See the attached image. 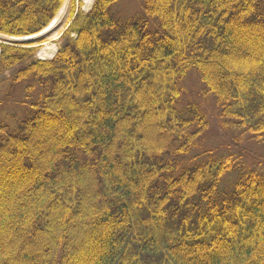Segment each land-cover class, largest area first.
Segmentation results:
<instances>
[{
    "label": "trees",
    "instance_id": "trees-1",
    "mask_svg": "<svg viewBox=\"0 0 264 264\" xmlns=\"http://www.w3.org/2000/svg\"><path fill=\"white\" fill-rule=\"evenodd\" d=\"M121 1L71 0L51 59L0 44V105L22 96L0 120V264H264V154L241 147L264 148V0ZM62 3L0 0V34ZM189 72L233 150L196 151Z\"/></svg>",
    "mask_w": 264,
    "mask_h": 264
},
{
    "label": "rangeland",
    "instance_id": "rangeland-1",
    "mask_svg": "<svg viewBox=\"0 0 264 264\" xmlns=\"http://www.w3.org/2000/svg\"><path fill=\"white\" fill-rule=\"evenodd\" d=\"M79 2L81 3L79 5ZM93 0L91 2V4L89 6L86 5V3L84 2V0H75V5L77 7L80 6L81 10L86 12L88 11L91 6H92ZM139 5H140V0H122L118 7L121 11L122 14L124 15H131L134 14L135 12L139 11ZM61 9H63V14L62 17L60 16V24L59 26L54 29L53 32H51V34L47 35L45 38H43V40L40 42L39 45L35 44L32 47L36 48V57L41 58L42 60L45 59H49L50 57H41L39 52L40 49L43 47L44 44H49V45H55V48L57 50L58 48V44L60 41V36L61 34L66 30V28L68 27L69 23H70V11H71V0H63V4L61 6ZM60 9V10H61ZM59 10V11H60ZM59 11L55 14V17L58 16ZM54 17V19H55ZM51 23H48L47 27L48 28L50 26ZM46 28L44 29V32H48L46 30ZM9 37V38H8ZM10 38H18V36H8V35H0V42L2 43H6V42H10L13 41ZM22 38V37H19ZM5 41V42H3ZM1 44V43H0ZM55 50V52H56ZM54 52V53H55ZM9 77V73L8 72H4L2 75L0 74V88L1 87H7V78ZM182 84L185 86L187 93L181 97L182 99V103L185 104L186 101H188L189 99H193L197 104H199L201 106V108L204 110L208 122H209V127L208 129L205 131L206 133H204V136L202 138L205 137V139L202 141V139L199 140L198 142V146H196V151H203L205 149H207L208 147H212L213 149L216 148L218 154L222 151H225L227 149H234V146L230 145L231 143V138L232 135L230 134V132H228L225 129H222L220 124H219V119L216 117V113H215V109L213 107V102L211 99H202L201 97H199V83L197 80V77L194 73L189 72L185 75V77L183 78ZM21 92L20 89L17 87H10L9 89V97L6 98L3 96L4 101H2L3 103L0 105V120L8 122L10 124H13V122L15 120L14 117H16L17 115L21 114V106L18 105L19 101L21 100ZM203 142V143H202ZM203 144V146H205L206 148H201L200 144ZM206 143V145H205ZM241 147H247L248 150L253 149V151L256 153L257 150L261 153L264 154V148H260V149H255L256 145L254 146L253 144H246L241 143ZM255 149V150H254ZM197 152L195 154H197ZM202 153V152H201ZM258 153V152H257ZM252 155L253 158H255V154H249ZM200 158V157H198ZM252 159V157H251ZM264 161V159H262Z\"/></svg>",
    "mask_w": 264,
    "mask_h": 264
},
{
    "label": "bare ground",
    "instance_id": "bare-ground-1",
    "mask_svg": "<svg viewBox=\"0 0 264 264\" xmlns=\"http://www.w3.org/2000/svg\"><path fill=\"white\" fill-rule=\"evenodd\" d=\"M84 2L86 3L87 6H89L92 0H84ZM62 14H63V9L59 11L58 16L55 17V19L52 21V23L46 30H51V32H53L54 29H56L59 26L61 22L60 16L62 17ZM55 50H56L55 45L44 44L43 47L40 49L39 54L41 57L47 58V57H51L54 54Z\"/></svg>",
    "mask_w": 264,
    "mask_h": 264
},
{
    "label": "water",
    "instance_id": "water-1",
    "mask_svg": "<svg viewBox=\"0 0 264 264\" xmlns=\"http://www.w3.org/2000/svg\"><path fill=\"white\" fill-rule=\"evenodd\" d=\"M49 34H50V31L44 32V30H41L37 34H33V35L23 37L21 40H19V42H22V43H24V42L25 43L26 42H37V41L42 40L43 38H45Z\"/></svg>",
    "mask_w": 264,
    "mask_h": 264
}]
</instances>
